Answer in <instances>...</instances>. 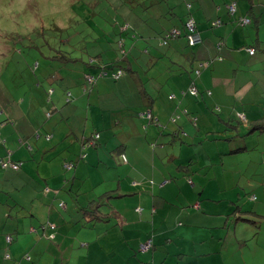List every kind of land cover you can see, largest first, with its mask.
I'll use <instances>...</instances> for the list:
<instances>
[{"label": "crops", "instance_id": "obj_1", "mask_svg": "<svg viewBox=\"0 0 264 264\" xmlns=\"http://www.w3.org/2000/svg\"><path fill=\"white\" fill-rule=\"evenodd\" d=\"M159 4L143 19L128 18L132 26L120 21L127 32L103 40L124 39L129 54L120 78L113 80L111 68L98 77L100 65L88 64L97 51L87 59L65 47L51 69L38 64L41 74L16 85L18 102L0 90V156L23 161L19 170L0 167V247L9 233L17 239L28 228L32 236L0 248V264H37L46 255L44 264H264V202L252 203L249 213L259 217L242 212L239 220L231 203L250 205L238 187L244 178L249 200L264 194V130L257 125L264 123V0ZM189 12L203 42L190 46L180 37L161 45V33L182 27ZM239 16L251 22L239 24ZM217 18L223 22L215 25ZM246 45L256 47L254 55ZM106 54L104 61L117 56ZM82 74L96 79L81 86ZM98 132L96 143L86 139ZM252 148L259 152L254 164L212 173L219 161L244 160ZM15 190L33 204L5 210ZM149 239L152 247L141 249Z\"/></svg>", "mask_w": 264, "mask_h": 264}, {"label": "rangeland", "instance_id": "obj_2", "mask_svg": "<svg viewBox=\"0 0 264 264\" xmlns=\"http://www.w3.org/2000/svg\"><path fill=\"white\" fill-rule=\"evenodd\" d=\"M126 1L130 2V0ZM131 2L132 13L139 19L147 17L155 9L160 11L159 6L145 8ZM123 4L129 6L124 0H0V90L10 95L13 101L18 102L17 98L23 93L16 88V85L31 83L33 76L43 71L42 66L38 64L48 63L47 66L50 67L49 62L46 61L48 56L52 58L56 57L54 55L59 56L60 50H64L65 47L70 48L74 55L89 59L92 51L101 50L102 42L107 39L109 33L117 30L121 33L127 32V29L123 31L120 28L121 17L117 11V8ZM126 13L124 10L123 14ZM129 22L128 24L132 26L131 20ZM103 71H106L104 75H107V70L103 68L102 73ZM178 117L176 114L171 119L176 120ZM0 138L3 139V136ZM249 154L252 156L249 157ZM258 155V150L252 148L247 151L244 160L234 158L232 159L234 163H231L230 159L228 165L219 161L221 164L212 167L211 171L213 174L223 171L234 174L237 170L235 168L239 165L254 164L253 160H256ZM124 160H126L125 156ZM258 172L264 175V162L258 166ZM247 182L249 183L244 178L238 185L243 192L242 198L246 197L244 204L264 202V194L258 191H255L257 200L253 201V197L250 200L247 198L249 196L246 194L249 191ZM15 196L18 197L13 198L11 204L16 202L33 204L32 197L28 201H23L16 190ZM243 215L259 217L255 213L246 212ZM39 229L43 230L40 227ZM31 238L27 228L22 236L13 240V243ZM26 248L25 245L15 252L20 255L26 251ZM26 255L27 253L24 257L30 260ZM48 257L50 256H44L37 264H44Z\"/></svg>", "mask_w": 264, "mask_h": 264}, {"label": "trees", "instance_id": "obj_3", "mask_svg": "<svg viewBox=\"0 0 264 264\" xmlns=\"http://www.w3.org/2000/svg\"><path fill=\"white\" fill-rule=\"evenodd\" d=\"M129 6H126V5H122L121 7L117 8V11L120 13V17H121V22L125 21V22H129V19H131L133 17V13H132V10H131V7H132V2L133 1L135 3V5H142L143 7L145 8H149L153 5L155 6H160V0H130V2L124 0ZM162 1V4L164 2L168 3L170 0H161ZM232 3V2H230ZM227 5V8H228V11H229V14L230 16L233 15L236 11L234 12H231L230 8H229V4ZM189 7L191 6V3H188ZM164 6V5H163ZM126 11L127 13L126 14H123V11ZM129 18V19H128ZM123 20V21H122ZM189 20H192L194 22V25L198 27V23L196 21V19L194 18V16L189 12L185 21H184V24L182 27H176V26H172L168 29H166L164 32L161 33V36H162V40H161V45H164V46H167L169 45V43L175 39V38H180V37H184L187 41V45H190V46H197L198 44H201L203 42V38H202V35L200 33V30H198V32L200 33V36H201V40L197 43H191L190 39H189V36H188V28L186 26V23L189 21ZM239 20V24H243V21H242V17L239 16L237 17V20ZM124 22V23H125ZM222 19L221 18H217L215 21H214V24L217 25V24H220L222 23ZM176 30V31H174ZM174 31V32H173ZM124 39L121 35H118L116 34L114 38H112V41H107V43H104L101 50L98 52V55L97 56H92L93 58L90 60V62L88 63L89 65H95V66H99L100 68V73H98V77L101 76V75H104V74H101L102 73V70L103 68L104 69H107V68H111V69H115V71H119V70H122L123 73L118 76V77H114L112 75V78L114 79H118L120 78L124 73H125V69H126V65H125V62L124 60L126 59L127 55L129 54L127 49H125V45H124ZM113 51H109V50H112ZM103 53H107L106 56L110 55V54H117V56L115 58H111V57H108L107 59L108 60H105V56L102 57V54ZM47 62H50V61H54L52 57H49L47 60ZM49 69H51V67H49ZM49 73L51 72V70H48ZM113 71V73L115 72ZM92 77V78H91ZM96 79V76L93 75V74H82V79H83V82L81 81V86H83L86 81L87 82H91L92 79ZM81 80V76L78 78V81H76L75 84H78ZM59 82L57 79H55V77L53 78V81L51 82L52 85V89H55L57 86H59V84L57 83ZM59 88V87H58ZM52 89H47L45 87V93L47 96L51 97L52 95ZM85 96V95H84ZM71 98H72V95H71V92L68 91L67 94H66V101L67 102H70L71 101ZM50 111V110H48ZM150 118V117H149ZM152 119V118H151ZM259 129L260 130H264V123H258L257 124ZM1 133V132H0ZM38 133H40V131H38ZM37 133V135H39ZM240 134V133H239ZM47 137H49L48 135H46ZM100 136V133H95L93 135L92 138H86V139H92V141L96 143V139ZM0 141L2 142L1 138H0ZM90 145V144H88ZM10 161L12 163H16L18 164V168H14L12 167L10 164L4 166L3 165V161ZM22 164H23V161H20V160H15L11 157L10 153H7L5 155H1L0 156V167L3 168V169H7V168H11L13 170H19L21 167H22ZM67 169L71 168V167H66ZM42 190V189H41ZM14 194V193H13ZM14 197H11V198H14L15 199V194L13 195ZM253 199L255 196H252ZM12 200V199H11ZM13 202V200H12ZM231 203L234 205V212H235V216L236 218L239 219H243V215H241L242 212H251L252 210V205H248L247 208L244 207V205H242L240 202H235L233 199H231ZM18 203L16 202L15 203H9L8 205H4L5 207V210H9L12 209V208H15L16 206H21V205H17ZM246 210H249V211H246ZM243 214V213H242ZM3 238L5 240V236L3 234ZM7 239V238H6ZM6 244L0 248H4L6 246H8L10 244V242L12 241H5ZM5 257L6 258H10L11 255L8 253H5Z\"/></svg>", "mask_w": 264, "mask_h": 264}, {"label": "built area", "instance_id": "obj_4", "mask_svg": "<svg viewBox=\"0 0 264 264\" xmlns=\"http://www.w3.org/2000/svg\"><path fill=\"white\" fill-rule=\"evenodd\" d=\"M232 8V10H234V5L231 7ZM186 26H187V28H188V36H189V39H190V41H191V43H197V42H199L200 40H201V36H200V33L198 32V30H197V26H195L194 25V22L192 21V20H189L187 23H186ZM174 31H176V30H174ZM173 31V32H174ZM248 50H249V52L251 53V54H253L254 53V49L253 48H248ZM197 72H199L198 70H197ZM104 73H106V71H103V73L102 74H104ZM123 73V71L122 70H119V71H115L114 73H112V75L114 76V77H118V76H120L121 74ZM92 78V77H91ZM189 91L191 92V93H193V94H197V88H196V86L193 84V85H191L190 87H189ZM171 96H174V94H172ZM148 115L150 116L151 114H150V112H148ZM239 116L241 117V118H243V119H245L244 118V115L243 114H239ZM175 119V118H174ZM3 163V165L4 166H6V165H8V164H10L12 167H14V168H18V164H16V163H12V162H10V161H3L2 162ZM66 166L67 167H71V164L70 163H67L66 164ZM152 247V241L149 239V240H147L146 242H144V243H142L141 244V246H140V248L141 249H149V248H151Z\"/></svg>", "mask_w": 264, "mask_h": 264}, {"label": "clouds", "instance_id": "obj_5", "mask_svg": "<svg viewBox=\"0 0 264 264\" xmlns=\"http://www.w3.org/2000/svg\"><path fill=\"white\" fill-rule=\"evenodd\" d=\"M234 5V10H232V6ZM229 8H230V10H231V12H234V11H236L237 10V1H232V3H230L229 4ZM242 21H243V24H248V23H250L251 22V19L249 18V17H242ZM197 29H198V27H197ZM199 30V29H198ZM253 48L254 49V53L253 54H251L250 52H249V50H248V48ZM245 49H246V51H248L251 55H254L255 54V52H256V47L255 46H253V45H246V47H245ZM202 64H204V65H206L207 64V62H203ZM198 71H200V69H197ZM197 70H196V72H197ZM197 73H199V72H197ZM148 112H150V111H148ZM151 114V113H150ZM239 114H240V112L238 113V116H239ZM241 114H243L244 115V113L242 112ZM240 117V116H239ZM245 118V117H244ZM243 119V118H242ZM2 140V139H1ZM2 142H3V140H2ZM84 156L86 155V154H83ZM67 163H70L71 164V167L73 166V162H67ZM67 163H65V167H67L66 166V164ZM47 224L50 226V227H52V228H55L56 227V224L54 223V222H51V221H48L47 222ZM6 238H7V240H9V241H12L13 239H14V237H13V235L12 234H7L6 235ZM153 245V244H152ZM10 253L8 252V255H9ZM26 257L28 258V259H31V256H30V254L29 253H27V255H26Z\"/></svg>", "mask_w": 264, "mask_h": 264}]
</instances>
